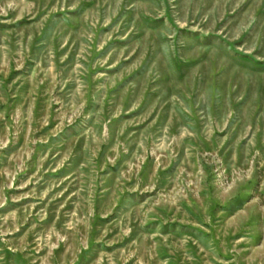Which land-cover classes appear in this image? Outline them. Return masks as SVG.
Masks as SVG:
<instances>
[{"label": "rangeland", "instance_id": "1", "mask_svg": "<svg viewBox=\"0 0 264 264\" xmlns=\"http://www.w3.org/2000/svg\"><path fill=\"white\" fill-rule=\"evenodd\" d=\"M0 264H264V0H0Z\"/></svg>", "mask_w": 264, "mask_h": 264}]
</instances>
